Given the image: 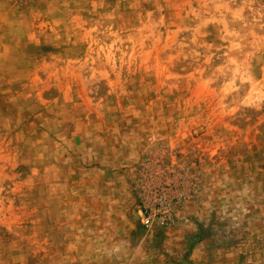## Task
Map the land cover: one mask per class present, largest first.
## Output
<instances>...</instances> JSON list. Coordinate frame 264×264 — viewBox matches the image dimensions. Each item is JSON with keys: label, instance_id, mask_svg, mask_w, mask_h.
Here are the masks:
<instances>
[{"label": "rangeland", "instance_id": "rangeland-1", "mask_svg": "<svg viewBox=\"0 0 264 264\" xmlns=\"http://www.w3.org/2000/svg\"><path fill=\"white\" fill-rule=\"evenodd\" d=\"M202 254L264 264V0H0V264Z\"/></svg>", "mask_w": 264, "mask_h": 264}, {"label": "crops", "instance_id": "crops-1", "mask_svg": "<svg viewBox=\"0 0 264 264\" xmlns=\"http://www.w3.org/2000/svg\"><path fill=\"white\" fill-rule=\"evenodd\" d=\"M122 197H125V194H123L122 196H120V198H122ZM126 225L127 224H124V226L122 225V229L124 230V229H126ZM133 227V225L130 227V228H128L129 230H128V232L129 231H131L132 228ZM125 239V241H126V244H128L129 246H130V250H131V260H134V258L136 257V255H138V251H139V249H140V245H142V243H143V239H138V238H136V237H131V238H124ZM125 241H123V243L125 242ZM181 242L183 241V239L182 240H180ZM175 256H176V258L175 259H177L178 258V255H176V254H174ZM148 256H146V258H147ZM198 262H197V264H208V262H210V261H212V259H211V257H205V256H203V254H202V256H200V257H198ZM149 261V260H148ZM179 262L181 263V260H179ZM219 262H221V261H219V260H215L213 263L214 264H218ZM211 263V262H210ZM149 264V263H148ZM170 264V263H169Z\"/></svg>", "mask_w": 264, "mask_h": 264}, {"label": "built area", "instance_id": "built-area-1", "mask_svg": "<svg viewBox=\"0 0 264 264\" xmlns=\"http://www.w3.org/2000/svg\"><path fill=\"white\" fill-rule=\"evenodd\" d=\"M160 217L158 219H155L152 216H144V225L146 227L152 226L153 222H155L157 225H170L172 224L173 220L170 216V210L168 205L164 206L159 209Z\"/></svg>", "mask_w": 264, "mask_h": 264}]
</instances>
